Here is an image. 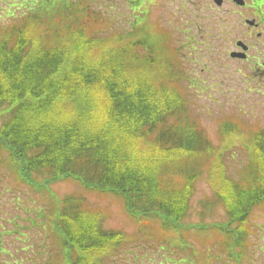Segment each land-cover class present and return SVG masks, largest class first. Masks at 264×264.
Here are the masks:
<instances>
[{"label":"trees","instance_id":"16d2710c","mask_svg":"<svg viewBox=\"0 0 264 264\" xmlns=\"http://www.w3.org/2000/svg\"><path fill=\"white\" fill-rule=\"evenodd\" d=\"M15 1L2 11L14 19L23 9L22 19L0 27V165L50 200L47 212L38 206L27 222L45 228L50 219L48 234L58 251L51 264H102L134 241L104 227L102 213L89 209L84 198L57 200L52 183L73 180L117 196L137 226L143 219L156 221L167 235L190 229L184 220L203 175L226 217L211 226L227 244L228 257L241 259L247 223L264 201V130L244 147L248 162L236 166L238 176L230 175L224 149L188 113L185 95L194 84H183L189 74L177 67L179 59L159 62L154 51L137 50L156 45L152 34L146 42L127 32L119 40H129V50L121 42L111 46L113 37L88 31L90 13L80 6L76 16L69 12L72 21L61 32L49 34L50 0ZM192 54L187 58L197 63ZM168 60L177 64L180 82L173 83L175 70H159L173 64ZM17 221L13 217L14 229ZM3 234L9 231L0 232V247ZM20 237L24 242L26 233ZM11 257L6 264H26L18 251Z\"/></svg>","mask_w":264,"mask_h":264},{"label":"rangeland","instance_id":"374dc122","mask_svg":"<svg viewBox=\"0 0 264 264\" xmlns=\"http://www.w3.org/2000/svg\"><path fill=\"white\" fill-rule=\"evenodd\" d=\"M131 1L133 5L130 0H50L48 6H51V18L46 32H61L65 22L72 21L69 12L75 14L80 6L82 13H90L85 20L88 31L97 36L113 37L111 46L121 42L129 50V40H119L127 32L146 42L150 41L152 34L156 45L137 47V50L150 49L158 59L171 55L173 59H179L177 67L189 74L183 84H194L188 95H185L189 115L196 119L197 128L203 130L213 144L224 149L222 160L227 165V172L234 177L238 176L236 166L248 162L244 147L251 144L257 131L264 130V93L258 86L264 85V76L253 78L249 69L253 62L262 59V55L256 51L249 52V60L244 63L230 58L226 52H216V48L223 45L228 52L235 48V39L245 38V29L237 7L231 2L216 6L212 0H149L150 3L144 1L141 7L139 6L143 0ZM25 2L22 1V4ZM16 3L15 0H0V27L22 19L23 9L16 11L14 19L5 17V11H2V8L7 9L9 5H17ZM209 5L213 6L212 9ZM239 11L244 13L243 9H238ZM227 16L225 25L229 31L225 32L220 22ZM132 20L134 23L130 26ZM161 32H165L166 36ZM252 40L255 41L253 37ZM191 44L199 55V58H195V63L205 67V71L197 78L203 80V87L207 86L201 90L197 88L199 81L193 77L188 67L190 60L187 54ZM137 54L142 53L137 51ZM172 63L169 68H165V72L175 70L177 73V67ZM259 69L264 72L263 68ZM171 78H175V81ZM171 78L169 80L174 81V84L180 82L178 73ZM251 78L253 81H248ZM225 127L227 129L224 130ZM195 187L189 214L184 220L190 229L163 235L156 221L143 219L142 225L137 226L136 220L125 212L122 200L117 196L88 191L72 180H58L50 185L57 200L70 195L80 196L89 209L102 213L104 227L134 236L132 243L121 252L111 255L112 257L103 259L102 264H264V201L254 207L246 226L249 236L242 248V258L234 261L228 257L223 237L211 226L226 222L222 206L211 197L212 192L205 176ZM52 200L54 203V199ZM49 201L46 195L45 200L41 199L30 187L18 183L15 175L0 165V224L3 225L0 229L9 231V235L3 234L1 238L7 253L4 254L3 247L0 249V254L3 253L0 264L11 262V254L16 251L26 264H51L50 261L56 259L58 251H55L52 237L48 234L50 219L45 220V228L38 224L31 227L27 222L33 218L32 213L38 206L44 207L47 212ZM14 216L24 219L18 222L15 229L11 225L12 221L8 222ZM158 230L161 236L154 234ZM16 231L26 233L24 242L20 241L22 238ZM178 242H189L191 248L182 250L177 247ZM21 247L27 249L26 254L20 252Z\"/></svg>","mask_w":264,"mask_h":264},{"label":"flooded vegetation","instance_id":"af4514ba","mask_svg":"<svg viewBox=\"0 0 264 264\" xmlns=\"http://www.w3.org/2000/svg\"><path fill=\"white\" fill-rule=\"evenodd\" d=\"M244 3L239 6V8L244 10L241 18L244 20V37L243 42L247 44L248 48L246 50V57L243 60L249 59V52L256 51L258 54L262 55L261 61L259 59L257 62L258 67H256L257 74L264 76L259 68L264 69V0H243ZM251 19L253 21L252 25L245 23L246 20ZM255 37V43H252V37ZM248 40H247V39ZM239 50V48L237 49ZM254 63V64H255ZM264 87V86H263Z\"/></svg>","mask_w":264,"mask_h":264}]
</instances>
